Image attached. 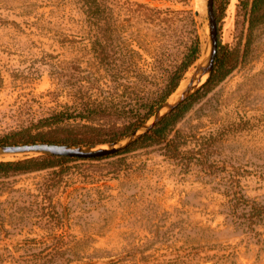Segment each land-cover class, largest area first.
<instances>
[{
	"label": "rangeland",
	"instance_id": "obj_1",
	"mask_svg": "<svg viewBox=\"0 0 264 264\" xmlns=\"http://www.w3.org/2000/svg\"><path fill=\"white\" fill-rule=\"evenodd\" d=\"M252 3L213 0L218 38L235 68L176 123L183 160L152 144L0 172V264H34L55 245V259L72 264H170L196 253L193 264H264V224L239 225L227 215L235 191L264 205V14L249 31ZM208 5L0 0V161L52 154L3 147L41 131L37 140L61 141L91 132L80 125L87 123L110 138L113 125L164 95L199 41V58L178 85L186 81V92L168 104L170 95L136 134L94 146L62 144L119 152L146 132L210 74L199 68L203 46L213 42ZM86 108L97 119L51 124L56 112ZM60 235L65 239H55Z\"/></svg>",
	"mask_w": 264,
	"mask_h": 264
},
{
	"label": "trees",
	"instance_id": "obj_2",
	"mask_svg": "<svg viewBox=\"0 0 264 264\" xmlns=\"http://www.w3.org/2000/svg\"><path fill=\"white\" fill-rule=\"evenodd\" d=\"M264 14V0H253L251 7V16L249 18V31H252L258 24L263 21L260 20L259 15ZM231 53L224 46L220 38H218V49L215 56L213 68L203 85L198 88L195 92L185 97L178 104H176L167 114H165L154 126L148 129L146 132L141 134L138 138L128 143L124 148H122L118 153L93 157V158H79L71 157L65 155H40L35 157H29L25 159L15 160V161H0V172H28L36 171L40 169H45L53 167L56 165H61L65 161L73 159H100L103 157L114 156L119 153L130 152L134 149L145 147L152 144H163L166 149V155L171 159H184V153L181 149L183 143L182 139L178 134H173L174 127L180 118L190 109L193 102L202 94L210 91L215 85L224 80L231 71L235 68V65L231 63ZM200 54V43L197 41L191 49L190 55H188L187 60L183 63L182 68L179 73L171 78L168 89L164 95L155 103L150 104L146 111L137 109L132 111L125 118L122 125H113L111 128V137L102 139L100 137V132L103 130L101 127H95L92 124L80 123L81 127L91 129L92 131L86 134H71L66 136L61 141L52 140H37L38 136H43L46 134L41 131L32 137V140H26V142H37V141H47L52 143H65L69 145H85L94 146L99 143H115L121 139L132 135L137 129H139L155 112L161 107L165 100L172 95L176 88L178 87L180 80L182 79L183 72L186 71L195 61L199 58ZM97 112L92 109L86 108L76 111V113H65L59 111L54 113L51 118V124H59L70 119H80L84 120H95ZM94 122V121H93ZM173 134V135H172ZM4 140L0 139V144H3ZM228 212L232 220L239 225H248L249 227L253 225L264 224V205L257 203L245 196L241 191L233 192L229 201L227 202ZM65 235H60L59 238H55L58 241L60 239H65ZM51 248V249H50ZM49 251L44 257L36 259L34 264H72L71 258L64 259L63 262H58L55 259V254L61 249L57 245L50 247ZM67 251V250H66ZM196 253L194 257L190 259L177 258L173 263L170 264H193L195 260ZM80 260V259H78Z\"/></svg>",
	"mask_w": 264,
	"mask_h": 264
},
{
	"label": "water",
	"instance_id": "obj_3",
	"mask_svg": "<svg viewBox=\"0 0 264 264\" xmlns=\"http://www.w3.org/2000/svg\"><path fill=\"white\" fill-rule=\"evenodd\" d=\"M198 13V12H196ZM208 14L210 20L211 27V37L213 41V50L210 61L209 70H204L206 72H211L215 60V56L218 49V25L217 19L213 7V0H209L208 5ZM139 129L135 131V134ZM4 149L7 151H48L52 154L56 155H65L71 157H79V158H93V157H101L110 154H114L118 152L119 148L116 146L112 147H100V148H92L90 150H84L77 147L68 146L62 143H52V142H34V143H23V144H9L4 145Z\"/></svg>",
	"mask_w": 264,
	"mask_h": 264
},
{
	"label": "bare ground",
	"instance_id": "obj_4",
	"mask_svg": "<svg viewBox=\"0 0 264 264\" xmlns=\"http://www.w3.org/2000/svg\"><path fill=\"white\" fill-rule=\"evenodd\" d=\"M200 5L202 6V4H200ZM211 39H212V37H211ZM212 50H213V42L211 43V45L207 44L205 47L203 46V49H202V52H201V57L199 59V68L200 69L209 70L211 56H212ZM201 72H202V70H201ZM207 74H208V72H206V75H204V76L206 77ZM187 89H188V87L186 86V81L182 82L181 85L177 88V90L170 96L168 104H172L173 102H176L180 98V96L184 92H186Z\"/></svg>",
	"mask_w": 264,
	"mask_h": 264
}]
</instances>
